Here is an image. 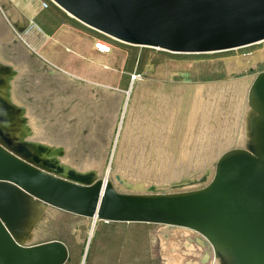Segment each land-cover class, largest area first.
Returning <instances> with one entry per match:
<instances>
[{
  "label": "rangeland",
  "instance_id": "1",
  "mask_svg": "<svg viewBox=\"0 0 264 264\" xmlns=\"http://www.w3.org/2000/svg\"><path fill=\"white\" fill-rule=\"evenodd\" d=\"M0 21L30 57L19 96L49 138L44 143L67 145L75 164L104 165L101 177L115 182L118 173L139 182L136 192L149 184L172 190L171 181L212 170L223 151L237 146L248 89L234 82H249L264 69V39L174 52L118 40L53 0H0ZM96 40L110 49L97 50ZM33 201L37 209L17 217V234L28 232L20 241L62 240L69 249L63 264H210L203 252L200 262L193 259L192 243L203 238L194 229L185 234L159 222L105 221Z\"/></svg>",
  "mask_w": 264,
  "mask_h": 264
},
{
  "label": "water",
  "instance_id": "2",
  "mask_svg": "<svg viewBox=\"0 0 264 264\" xmlns=\"http://www.w3.org/2000/svg\"><path fill=\"white\" fill-rule=\"evenodd\" d=\"M53 1L118 40L174 52L264 39V0ZM14 73L0 61V264H63L68 258L60 239L21 243L28 232L17 234L19 214L33 211L24 197L105 221L189 227L210 242L213 264H264V69L249 81L245 145L223 151L212 170L171 181L172 190L149 184L143 192L132 191L142 185L118 173L123 188L93 169L78 170L61 160L62 145L30 138L23 108L8 97Z\"/></svg>",
  "mask_w": 264,
  "mask_h": 264
},
{
  "label": "bare ground",
  "instance_id": "3",
  "mask_svg": "<svg viewBox=\"0 0 264 264\" xmlns=\"http://www.w3.org/2000/svg\"><path fill=\"white\" fill-rule=\"evenodd\" d=\"M1 22V21H0ZM0 61L1 62H4V63H6V64H9V65H11L13 68H14V70H15V73L13 74V76L10 78V86H9V89H8V91H9V99L11 100V102H13V103H15L16 105H18V106H21L22 108H23V113H24V115L26 114V116H27V119H26V124H27V126H28V128H29V130H30V133H31V138H33V139H36V140H39V141H41V142H45L46 140H48L49 138H46L45 136H41L42 134L43 135H45L40 129H41V126H40V123H38V121H37V123H35V119H33L32 118V113H31V109H30V105L24 100V99H22L20 96H19V94H20V90H19V83H20V79L23 77V75H24V73H23V65L24 64H26V62L28 61L29 62V60H30V57H29V55H28V53H27V51H26V49L23 47V45L21 44V43H18L17 44V46H15V44L13 43V41L15 40V39H13V38H15V35H13V33L12 32H10L11 30L7 27V25H5V24H3V22H1V24H0ZM11 39H13L12 41H11ZM9 41H11L10 43H7V44H11L12 45V47H8L6 44H5V42H9ZM100 44H101V46L102 47H104V46H106V47H104V50L103 51H108L110 48H109V45H106L105 43H103V42H99ZM2 44H4V45H2ZM106 48V49H105ZM13 51H15V52H13ZM10 53H14V56L15 57H13V56H11L10 55ZM244 83V84H243ZM246 83H247V85L249 84V82L245 79V80H238V81H235L234 82V86H236V87H241V86H246L247 87V89H248V86L246 85ZM233 85V84H232ZM230 86V85H229ZM225 87H227V86H225ZM235 87V88H236ZM229 89V88H228ZM246 89V88H245ZM236 91V90H235ZM22 95V94H21ZM23 96V95H22ZM24 97V96H23ZM241 102H242V100H241ZM248 108H249V106L247 105L246 106V111L245 112H248ZM25 116V117H26ZM245 116H246V113H245V115H244V119H243V125H242V127H241V130H240V134H239V136H238V138H237V142H238V144H235V145H237V146H244L245 145V143H246V140H247V133H246V127H245ZM64 140V139H63ZM53 141V140H52ZM53 144H55V145H62L63 146V148H65V151H64V157L63 156H61L60 158H62L63 160H64V162H66V161H68L69 163L68 164H70L71 166H74V168H76V169H78V170H83V171H87V170H89V169H93V170H95V172H97V173H100V171L103 169V166L104 165H102V164H97V165H91V164H86V165H82V164H84V163H82V164H80V165H78V164H75V163H73L72 161H71V157L72 156H70L71 154H70V152H68L69 150H68V147H67V145H65L64 143H61V142H57V141H53L52 142ZM198 160V159H197ZM95 163V162H94ZM205 169V168H204ZM203 169V170H204ZM162 170V169H161ZM118 183V181L115 179V183ZM1 188H2V186H1ZM158 188H162V187H158ZM10 193V192H9ZM25 199H23V201H24V205L26 206V207H30L31 209H33V210H36L37 209V206L36 205H31V204H33L31 201H30V199H28L27 197H24ZM18 199L19 200H21V196L20 195H18ZM40 202V201H39ZM38 212V211H37ZM21 215V214H20ZM22 215H23V213H22ZM0 216H1V211H0ZM26 217V216H25ZM24 217V218H25ZM27 218V217H26ZM25 218V219H26ZM15 219V218H14ZM22 219H23V217H22ZM28 219V218H27ZM22 221V220H21ZM28 223V222H27ZM27 225V224H26ZM167 226H172V227H175V228H177V229H179V228H182V229H179V230H181L182 232H184L185 234H188V232L190 231V228L189 227H185V226H180V225H174V224H166ZM23 228V227H22ZM176 229V230H177ZM16 230H18V229H16ZM20 233V232H19ZM192 233V232H191ZM190 233V234H191ZM195 233H198V232H195L194 231V234ZM184 234V235H185ZM189 234V235H190ZM202 235V234H201ZM182 237V239H183V235L181 236ZM202 237L203 238H201V239H199V243H202V244H196L195 242H194V244L192 243V247H191V251L193 252L192 254L193 255H196L197 254V256L198 257H193V259H196V260H194L195 261V263H198V262H200L199 261V259L198 258H200V255H202L203 253H206L207 255H210V261H209V263L210 264H213V261H214V252H213V248H212V246H211V244H210V242L202 235ZM175 239V238H174ZM174 239H172V237H171V240H174ZM185 239V238H184ZM183 239V240H184ZM204 239V240H203ZM183 242V241H182ZM170 245V246H169ZM168 246L169 247H171V244H169ZM182 245V244H181ZM191 245V244H190ZM199 245L202 247V248H200L199 247ZM173 246V245H172ZM176 247H177V244L175 245ZM174 246V247H175ZM180 246V245H179ZM184 246V245H183ZM186 249H188V247L186 248ZM205 251V252H204ZM203 252V253H202ZM181 254V253H180ZM182 256H183V254H182ZM191 256V255H190ZM181 258H179V260H180ZM192 259V258H191ZM182 260V259H181ZM198 260V261H197ZM174 261H175V259H174ZM179 262H181V261H179ZM179 264V263H178ZM202 264H204V263H202Z\"/></svg>",
  "mask_w": 264,
  "mask_h": 264
},
{
  "label": "built area",
  "instance_id": "4",
  "mask_svg": "<svg viewBox=\"0 0 264 264\" xmlns=\"http://www.w3.org/2000/svg\"><path fill=\"white\" fill-rule=\"evenodd\" d=\"M99 42H104V41H101V40H96L95 42H94V45H95V47L97 48V50H99V51H103L104 50V47H106V46H104V47H102L101 46V44L99 43ZM106 43V42H105ZM107 44V43H106ZM108 45V44H107ZM110 47V46H109ZM106 49V48H105Z\"/></svg>",
  "mask_w": 264,
  "mask_h": 264
},
{
  "label": "crops",
  "instance_id": "5",
  "mask_svg": "<svg viewBox=\"0 0 264 264\" xmlns=\"http://www.w3.org/2000/svg\"><path fill=\"white\" fill-rule=\"evenodd\" d=\"M35 13V12H34ZM34 13L32 15H34ZM98 164V163H97Z\"/></svg>",
  "mask_w": 264,
  "mask_h": 264
}]
</instances>
